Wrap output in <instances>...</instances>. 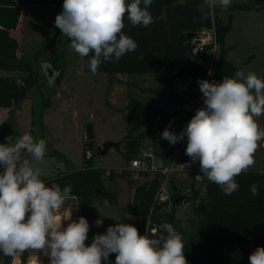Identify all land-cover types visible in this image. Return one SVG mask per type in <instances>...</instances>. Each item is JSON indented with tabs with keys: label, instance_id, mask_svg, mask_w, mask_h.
<instances>
[{
	"label": "clouds",
	"instance_id": "obj_1",
	"mask_svg": "<svg viewBox=\"0 0 264 264\" xmlns=\"http://www.w3.org/2000/svg\"><path fill=\"white\" fill-rule=\"evenodd\" d=\"M152 2L63 0L55 26L79 56L93 53L89 67L96 74L102 62L119 61L137 49L135 40L122 31L124 19L127 16L133 26H149ZM205 2L215 7L211 0ZM230 4L231 0H218L222 8ZM199 7L201 18L206 19L203 6ZM198 84L203 106L179 134L166 128L161 138L175 145L187 137L185 154L199 162L200 172L209 181L231 195L239 188L235 177L254 164V154L264 140V128L256 119L264 115V79L255 72L237 70L234 77H223L221 82L199 80ZM5 140L0 143V253L10 257L12 264H21L25 251L43 253L49 264H111L113 253L115 264H188L181 234L166 221L152 230V237L141 235L132 224L115 223L86 245L88 220L69 217L65 226L66 219L59 214L72 186H47L42 179L38 164L45 159L46 141L27 132ZM95 224L99 227L103 220ZM249 264H264V246L250 253Z\"/></svg>",
	"mask_w": 264,
	"mask_h": 264
},
{
	"label": "trees",
	"instance_id": "obj_2",
	"mask_svg": "<svg viewBox=\"0 0 264 264\" xmlns=\"http://www.w3.org/2000/svg\"><path fill=\"white\" fill-rule=\"evenodd\" d=\"M34 4L62 6L63 0H0V107L20 106L38 80V70L32 73L30 69L32 63L19 55L23 46L12 35V31L20 24L23 7ZM200 5L207 13L206 19L201 18ZM231 9L264 10V0L234 3ZM148 11L153 17V23L147 27L133 26L127 16L124 19L125 26L122 31L135 40L137 49L126 53L119 61L102 62L97 72L156 73L165 69L174 73L180 80L193 79V83L198 84L199 80L221 82L223 77H234L237 70H240V67L227 57L229 48L225 41L232 21L225 22L218 13L213 16L205 0H153ZM212 25L216 27L218 42L217 59L214 62L211 61V46L196 49L193 38H190L191 34H197L203 27ZM92 55L93 53H90L84 57V69L87 71H91L89 61ZM51 62L52 69L59 71L56 76L58 82L63 75L60 72L63 70L59 68L57 61L54 62V58ZM12 70L27 73L22 83L8 74ZM184 91L185 89L177 91L175 86L151 89V97L167 96L177 101ZM181 104L175 102L170 116L166 120H161L160 117L165 113L162 107L151 106L130 95L127 105L129 115L133 118H142L146 122L154 142L159 141L155 150L158 156L166 157L172 146L161 138V133L169 128L170 131L179 134L183 129L182 125L174 124V118L179 112L176 107ZM193 115V110L188 111L187 120ZM86 133L87 139L83 143L85 153L93 144L91 125L87 126ZM8 136H12L13 139L17 137L10 122L0 125V143H6L5 138ZM126 136L125 157L129 163L139 154L145 134L133 136L129 133ZM91 159L92 157L86 159V164L81 169L58 172L54 176L42 178L47 186L59 184L62 189L65 185L72 186L70 197L78 200V218L85 217L90 226L86 245L92 243L96 234H104L110 225L131 224L123 219L116 220L97 213L94 209L97 200L109 202L117 200L116 191L107 184L106 179L114 180L119 174L127 172L118 173L115 169H110V174L106 175L108 169L93 166ZM139 174L146 175L149 179L135 187L133 200L128 204L130 214L143 216L141 223L132 225L138 228L141 235L152 237L150 228L153 226L158 229L165 221L172 224L182 236L184 255L188 264H249L250 253L258 246H264V171L247 170L236 176L239 188L231 195H225L219 185L208 181L204 196L198 197L199 192H196L193 197L188 198L189 200L199 198L193 205V211L198 218L189 233H184L183 228L177 225L174 209L163 210L167 201L161 204L156 202L161 175L148 171H141ZM182 198L185 196L176 191L172 201L179 204L176 200ZM97 219L103 220L99 227L95 224ZM159 234L158 231L156 235ZM115 255L110 254L111 264H115ZM0 264H12V259L0 253Z\"/></svg>",
	"mask_w": 264,
	"mask_h": 264
},
{
	"label": "rangeland",
	"instance_id": "obj_3",
	"mask_svg": "<svg viewBox=\"0 0 264 264\" xmlns=\"http://www.w3.org/2000/svg\"><path fill=\"white\" fill-rule=\"evenodd\" d=\"M247 1L231 0L229 7L220 8L215 14L218 13L227 22L232 18V29L226 39L227 45H233L230 60L240 66L248 62L252 55H256V60L248 68L249 72H256L258 69L264 70V10L231 9L232 4ZM61 12L62 6L57 4H34L25 8L21 30L16 33L19 38L23 37L19 55L32 63V73L38 70V80L28 97L20 104L14 118L7 116L6 119L8 111L0 108V125L10 122L17 137L27 132L36 140L42 138L46 141L45 159L38 164L42 178L54 176L58 172L75 171L86 164L83 143L87 126L91 125L93 144L85 153H91V164L115 169L118 173L127 172L119 174L114 180L106 179L107 184L116 191L117 200H97L94 204L95 211L131 224L141 223L143 216L130 214L128 204L133 200L135 187L149 177L127 168L126 135L145 134L140 154L142 149L151 150L155 154L159 141L154 142L152 132L142 118L130 117L127 109L130 95L151 106L162 107L167 113L172 112L175 102L191 104L189 102L193 97L202 101L203 106V94L198 84L191 83L177 101L167 96L154 95L152 98L151 89L176 85L175 74L165 69L156 73L132 74H93L85 70L84 57L72 50L69 38L61 35L60 29L55 26V18ZM53 58L63 70L58 82L56 76L59 71H54L51 66ZM45 65V69L53 70L52 76L47 75V71L45 73L40 70ZM8 74L21 83L27 75L20 70H12ZM178 107L176 108L179 109ZM187 114L188 111L179 109L174 124L185 125ZM256 119L260 127L264 128V115ZM106 141H120V149L112 147L102 155L98 147ZM248 170L264 171V140L259 142L254 154V164ZM2 171L3 168L0 167V172ZM188 177L180 176L181 185L183 179H189ZM173 209L177 225L183 228L184 233H189L198 218L193 211V203L174 204L173 201H167L163 208L164 211ZM59 214L66 219L65 226L70 222L67 220L69 217L72 221H78V200L70 197ZM33 254L37 258H31L30 255ZM21 264H49V259L43 253L25 251L21 256Z\"/></svg>",
	"mask_w": 264,
	"mask_h": 264
},
{
	"label": "built area",
	"instance_id": "obj_4",
	"mask_svg": "<svg viewBox=\"0 0 264 264\" xmlns=\"http://www.w3.org/2000/svg\"><path fill=\"white\" fill-rule=\"evenodd\" d=\"M215 5L214 8H210L212 15H216V10L222 8L218 5V0H211ZM196 49H204L206 46H211L210 55L211 61L214 62L218 50L217 33L215 25L211 27H203L193 38ZM191 103L194 111V115L197 109L202 107V101H198L197 97H193ZM179 108V107H178ZM193 115V116H194ZM192 118V117H191ZM190 118V119H191ZM186 120V124L182 125L183 129L190 121ZM182 129V130H183ZM87 139V133H85V140ZM187 147V137L183 141L172 145L169 149L166 157L158 156L151 150L141 151L136 157H133L127 168L140 173L141 171H148L151 173H159L161 175V182L156 193V202L161 204L165 201H172V196L176 191H180L185 198L179 200V203L186 204L191 201L193 205L197 203L199 198H193L189 200V197H193L194 193L199 192V196H204L207 190L208 179L200 172V166L198 161H192L190 157L185 154ZM86 159L91 158V153L88 151ZM110 169L106 172V175L110 174ZM180 176H189V179L179 180ZM182 179V177L180 178ZM185 186V187H183ZM150 218L148 219V228L150 227ZM153 229H157L156 226L150 228L153 233Z\"/></svg>",
	"mask_w": 264,
	"mask_h": 264
},
{
	"label": "water",
	"instance_id": "obj_5",
	"mask_svg": "<svg viewBox=\"0 0 264 264\" xmlns=\"http://www.w3.org/2000/svg\"><path fill=\"white\" fill-rule=\"evenodd\" d=\"M195 35H196L195 33L191 34V35H190V38H191V39L194 38ZM47 72H48L49 76H52L53 70H52L51 68H47ZM191 83H193V79H186V80H180V79H179V80L176 82V85H175L176 90H177V91H180V90H182V89H186V88L188 87V85H190ZM179 109H180V110H186V111H192V110H193V107H192V105H190V104H188V103H183V104H181V105L179 106ZM170 114H171V112H167V113L165 112V113L160 117V119H161V120H166V119L170 116ZM120 144H121L120 141H116V142H115V141H106V142L100 144L99 147H98V149H99L100 153H101L102 155H104V154H106V153L109 151V149L112 148V147H115V148H117V149H120ZM176 201L178 202L179 199H177Z\"/></svg>",
	"mask_w": 264,
	"mask_h": 264
},
{
	"label": "crops",
	"instance_id": "obj_6",
	"mask_svg": "<svg viewBox=\"0 0 264 264\" xmlns=\"http://www.w3.org/2000/svg\"><path fill=\"white\" fill-rule=\"evenodd\" d=\"M53 5H56V4H53ZM27 6H29V5H25V6L23 7L22 16H23V14H24V10H25V8H26ZM228 17H230L229 14H228ZM221 18H222V16H221ZM222 19H223V18H222ZM231 19H232V18L230 17L229 20H231ZM224 21H225V20H224ZM225 22H227V21H225ZM21 26H22V17H21V21H20L19 26H18L15 30L12 31V35L15 36V37L20 41V43L22 44V40H23L22 38H23V37H22V38H19V37L16 35L17 31H18L19 29L21 30ZM231 29H232V27H231ZM231 29H230V30H231ZM228 33H229V32H228ZM227 35H228V34H227ZM226 39H227V36H226ZM225 44H226V41H225ZM226 46L229 48V51H228L227 57H228V59H231L230 57H231V53H232V51H233V45H227V44H226ZM256 58H257L256 55H252V56L249 58L248 62H245V64L239 66V67H240V70H243L245 73L249 72V71H248V68H249V66H251L252 62L256 60ZM45 68H46V65H45L42 69H40V70H43V71L46 73L47 69H45ZM255 73L257 74V76H258L259 78L264 79V70H263V69H261V70L258 69ZM47 75H49L48 72H47ZM176 81H178L177 78H176ZM0 108H3V110L8 111V115H6V119H7V116H8L9 118H10L11 115H12L13 118L16 116V114L18 113V108H19V106H18V107H15V108H6V107H0ZM11 113H13V114H11ZM187 116H188V114H187ZM186 119H187V118H186ZM142 150H143V149H142ZM142 150H141V151H142Z\"/></svg>",
	"mask_w": 264,
	"mask_h": 264
}]
</instances>
